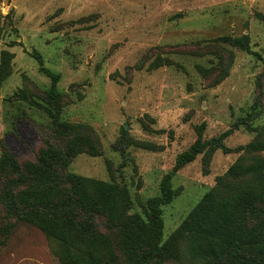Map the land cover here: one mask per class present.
Instances as JSON below:
<instances>
[{
	"label": "rangeland",
	"instance_id": "rangeland-1",
	"mask_svg": "<svg viewBox=\"0 0 264 264\" xmlns=\"http://www.w3.org/2000/svg\"><path fill=\"white\" fill-rule=\"evenodd\" d=\"M243 35L248 50L222 41ZM2 51L13 58L0 91V158L6 146L20 165L35 163L43 150L63 152L83 136L84 152L59 175L77 174L91 189L94 181L113 183L122 201L123 188L130 192L131 206L120 202L114 220L96 217L95 247L71 246L81 264L89 254L129 264L121 228L130 216H145L178 154L198 140L232 130L173 176L163 242L207 192L226 199L264 191V172L228 174L234 164L264 160V0H0ZM42 67L60 76V121L68 129L53 127L43 107L52 109ZM240 118L248 125L234 126ZM8 179L0 177V264H67L58 240L6 212ZM165 264L206 262L179 238Z\"/></svg>",
	"mask_w": 264,
	"mask_h": 264
},
{
	"label": "trees",
	"instance_id": "trees-1",
	"mask_svg": "<svg viewBox=\"0 0 264 264\" xmlns=\"http://www.w3.org/2000/svg\"><path fill=\"white\" fill-rule=\"evenodd\" d=\"M222 41L243 50H248L250 44L248 35L233 39L224 37ZM178 51L180 49L172 52ZM12 58L13 54L8 51L0 53V91L11 74ZM41 69L51 80L45 95L46 104L52 109L43 107L51 117L53 127L68 129L72 126L60 121L62 94L57 88L60 76ZM240 125H248L246 118H240L234 124L236 127ZM231 133L232 130H228L208 142L198 140L187 151L178 154L173 169L161 182V195L150 198L143 206L145 218L136 214L128 218L120 236L129 264H165L173 256L174 244L179 238L187 239L190 255L206 264H264V191L244 190L226 199L212 191L207 192L169 241L163 242L162 207L174 197L173 176L205 149L218 146ZM86 142L88 140L83 136L77 137L63 152L51 146L41 152L37 162L26 165L15 161L6 146L0 158V177L4 174L12 177L2 195L6 212L18 221L33 222L48 236L58 240L67 264H81L71 254L74 249L71 246L76 247L75 243L96 246L95 242L101 236L97 231L96 217L114 220L118 217L120 202L125 208L132 204L127 188H123L122 201L113 183L94 181L91 189L86 178L77 174L69 173L66 178L59 175L58 169L67 167L84 152L80 147ZM100 155V151L91 153L93 157ZM263 172L264 160L248 166L234 164L228 170L233 176ZM69 239L73 240L71 245ZM87 262L113 264L112 261L95 260L93 254L88 255Z\"/></svg>",
	"mask_w": 264,
	"mask_h": 264
}]
</instances>
